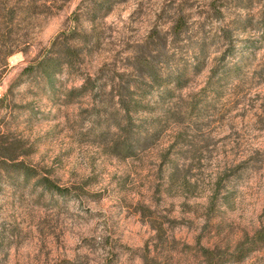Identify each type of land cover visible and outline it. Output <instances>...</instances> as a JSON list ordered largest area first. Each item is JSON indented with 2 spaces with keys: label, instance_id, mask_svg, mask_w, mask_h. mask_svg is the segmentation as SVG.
I'll return each instance as SVG.
<instances>
[{
  "label": "rangeland",
  "instance_id": "rangeland-1",
  "mask_svg": "<svg viewBox=\"0 0 264 264\" xmlns=\"http://www.w3.org/2000/svg\"><path fill=\"white\" fill-rule=\"evenodd\" d=\"M4 2L0 264H264V0Z\"/></svg>",
  "mask_w": 264,
  "mask_h": 264
},
{
  "label": "trees",
  "instance_id": "trees-1",
  "mask_svg": "<svg viewBox=\"0 0 264 264\" xmlns=\"http://www.w3.org/2000/svg\"><path fill=\"white\" fill-rule=\"evenodd\" d=\"M11 0H5L3 7L7 6V4H10ZM31 3V2H30ZM28 4V9L31 10L33 8L32 3ZM13 53V51H9L7 53L4 54V59H3V65L0 69V80L2 78V76L5 74L6 70H7V62L6 59L7 57H9L11 54ZM55 66H52L49 63H40L39 64V69L42 70L43 75L50 80L51 79V69L53 70ZM29 67H25L24 70H28ZM4 97L0 98V102L3 100Z\"/></svg>",
  "mask_w": 264,
  "mask_h": 264
}]
</instances>
